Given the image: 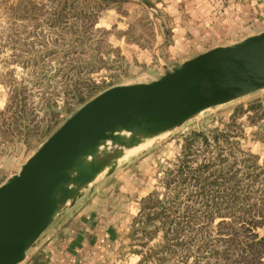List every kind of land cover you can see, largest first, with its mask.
Returning a JSON list of instances; mask_svg holds the SVG:
<instances>
[{
    "label": "rangeland",
    "instance_id": "rangeland-1",
    "mask_svg": "<svg viewBox=\"0 0 264 264\" xmlns=\"http://www.w3.org/2000/svg\"><path fill=\"white\" fill-rule=\"evenodd\" d=\"M143 1L0 0V183L18 170L37 145L81 104V99L90 98L113 84L146 82L158 77L161 68L153 54L158 39L160 59L168 66L178 63L167 51L172 33L165 5L171 0ZM257 98L261 100L259 103L251 102ZM249 102L259 105L247 109ZM258 113H262L261 117ZM231 119L239 135L229 139L232 143L229 158L238 161L235 167L241 171L236 174L243 175L250 171V166L246 165L249 163L245 159L247 154L243 151L254 155L258 164L264 159L261 128L264 125V87L206 107L179 126L131 149L118 160L112 172L99 174L75 200L88 202L93 196L106 194L110 198L108 210L123 214L126 232L121 235L123 241L118 239L122 264H135L140 258V253H132L130 249H140L143 253L164 241L174 250L166 254V261L156 263L153 257H147L139 264H183L179 254L187 252L184 259L190 261L200 246L206 249L212 241V251L202 249L203 256L194 264L211 263L209 252L221 256L217 238L223 234L217 229L225 226L228 217L213 214L209 222L195 224L199 226V233H205L210 241L204 236L192 239V230L178 238L170 227L163 237L165 226L172 225L166 221L163 228L160 226L166 213L161 208L166 209L168 217L175 218L177 214L190 213L191 208L198 205L197 197L191 195L193 186L187 185L185 191L175 192L181 186L175 181L164 185L170 175L166 169L178 163L188 130H205ZM206 135L210 138V133ZM210 141L208 152L202 149V143H195L190 164L214 153L215 144ZM218 143L225 145L224 141ZM263 177L264 171H260L249 186L256 206L264 196ZM245 181L243 179L242 183ZM150 192L159 204L146 221L132 228L131 219L138 211L139 199ZM263 229L257 226L258 231ZM178 240L183 244L177 245ZM162 252L154 257L163 255Z\"/></svg>",
    "mask_w": 264,
    "mask_h": 264
},
{
    "label": "water",
    "instance_id": "water-1",
    "mask_svg": "<svg viewBox=\"0 0 264 264\" xmlns=\"http://www.w3.org/2000/svg\"><path fill=\"white\" fill-rule=\"evenodd\" d=\"M159 63L158 77L113 84L82 102L0 183V264L20 262L90 182L112 172L127 148L206 107L263 88L264 29L170 68Z\"/></svg>",
    "mask_w": 264,
    "mask_h": 264
},
{
    "label": "trees",
    "instance_id": "trees-1",
    "mask_svg": "<svg viewBox=\"0 0 264 264\" xmlns=\"http://www.w3.org/2000/svg\"><path fill=\"white\" fill-rule=\"evenodd\" d=\"M71 1V0H69ZM88 98V97H87ZM85 99H81L80 102H84ZM259 98L253 99L251 102H260ZM259 104H250L248 108L255 109ZM238 108V107H237ZM262 113H258V117H261ZM233 119L221 123V125H215L207 129H190L185 135L182 145L181 152L178 157V163L170 169H166L170 175L165 178L164 185L167 186L169 183L174 182L181 186L177 187L175 192L185 191V186H193L192 190L188 191L194 197H197L195 202L198 203L196 207H192L190 213L177 214L175 218L168 217V212L166 209L161 208L164 211L160 226L163 228L165 222L171 223L172 226H165L163 231V237L166 236L168 228L172 231L174 236L178 238L185 235L186 231H193L192 239L194 237L204 236L205 233H199V226L196 227L195 224L198 222L205 221L206 223L210 221L213 217L212 215H218L219 217H228L225 226L223 228H218L219 236L217 239L220 241L221 245V256L218 257L215 254L209 252L210 257L213 259L211 263L206 264H263L264 261V229L260 232L257 230V226L264 227V196L260 198V203L256 206V202L252 200L253 191L249 189L250 183L256 180V176L260 171H264V159L261 164L256 163L255 156L246 153V160L249 161L247 166H250V171L244 172L243 175L236 174L241 170L235 165L238 161L235 158H229L231 156L230 146L232 145L229 140L231 136H238L239 132L234 129ZM206 132L210 133V138L206 135ZM213 142L215 145V151L207 157H203L199 162L194 165L190 164L193 160V155L196 150L195 143L199 141L203 144L202 149L205 151L207 145ZM224 141L225 145H220L218 141ZM213 146V147H214ZM226 148V151L224 149ZM212 152V150H209ZM226 152V153H224ZM192 157V158H191ZM245 165V166H246ZM260 169L258 171H253L252 169ZM264 178V177H263ZM243 179L247 180L244 183ZM264 190V189H262ZM252 193V194H251ZM204 197V198H203ZM251 199V201L249 200ZM159 200L152 193H147L139 199V206L136 215L132 218V228L134 224L143 223L146 221L151 212L154 213L153 209L159 204ZM160 207V206H159ZM188 209L189 205H185ZM254 210V213H252ZM168 218V219H167ZM221 220V219H220ZM199 233L200 235H197ZM218 236V235H217ZM216 237V236H215ZM206 240L210 241L207 237ZM177 245L183 244L181 240L175 242ZM207 241H205V244ZM204 244V243H203ZM202 244V245H203ZM210 244V242H209ZM213 241L210 246H212ZM141 246L144 243L140 244ZM169 244L164 241L161 245L155 249L150 248L145 252H141L140 249H131L135 253H140V258L135 264L141 263V261L146 260L147 257H153L156 263H161L166 261V254L170 255L174 252L168 246ZM210 246L205 249V247L200 246L197 250V254L192 257L190 261H186L184 255L179 254L180 259L183 264H194L198 257L203 256L201 253L202 249L211 250ZM180 248L184 249L185 247ZM164 253L154 257L158 252ZM205 256V255H204Z\"/></svg>",
    "mask_w": 264,
    "mask_h": 264
},
{
    "label": "crops",
    "instance_id": "crops-1",
    "mask_svg": "<svg viewBox=\"0 0 264 264\" xmlns=\"http://www.w3.org/2000/svg\"><path fill=\"white\" fill-rule=\"evenodd\" d=\"M165 10L172 33L167 51L178 63L264 29V0H171ZM159 43L160 39L153 47L159 67V61L166 67L174 65L160 59ZM261 128L264 134V125ZM109 204L106 194L88 202L75 201L40 233L17 264H122L118 239L123 241L121 235L126 232L124 218L122 213L109 211Z\"/></svg>",
    "mask_w": 264,
    "mask_h": 264
},
{
    "label": "bare ground",
    "instance_id": "bare-ground-1",
    "mask_svg": "<svg viewBox=\"0 0 264 264\" xmlns=\"http://www.w3.org/2000/svg\"><path fill=\"white\" fill-rule=\"evenodd\" d=\"M149 140H151V138L148 139L147 141H144V142L139 143V144H137V145H134V146H132V147H130V148H127V149L125 150V153L128 152V151H131V149H133V148H135V147H138V146H140V145L145 144V143L148 142ZM125 153H124V154H125Z\"/></svg>",
    "mask_w": 264,
    "mask_h": 264
},
{
    "label": "built area",
    "instance_id": "built-area-1",
    "mask_svg": "<svg viewBox=\"0 0 264 264\" xmlns=\"http://www.w3.org/2000/svg\"><path fill=\"white\" fill-rule=\"evenodd\" d=\"M216 2H224L225 0H214Z\"/></svg>",
    "mask_w": 264,
    "mask_h": 264
}]
</instances>
